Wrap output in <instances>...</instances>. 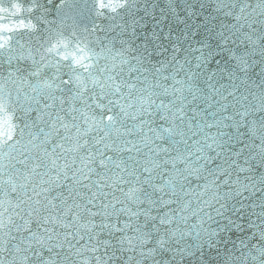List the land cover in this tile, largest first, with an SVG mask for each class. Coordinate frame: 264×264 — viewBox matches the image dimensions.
Listing matches in <instances>:
<instances>
[{
	"label": "snow or ice",
	"instance_id": "1",
	"mask_svg": "<svg viewBox=\"0 0 264 264\" xmlns=\"http://www.w3.org/2000/svg\"><path fill=\"white\" fill-rule=\"evenodd\" d=\"M0 264H264V0H0Z\"/></svg>",
	"mask_w": 264,
	"mask_h": 264
},
{
	"label": "water",
	"instance_id": "2",
	"mask_svg": "<svg viewBox=\"0 0 264 264\" xmlns=\"http://www.w3.org/2000/svg\"><path fill=\"white\" fill-rule=\"evenodd\" d=\"M25 3H27V0H25ZM6 6H7V0H6ZM49 18L52 19L53 17H49ZM34 22H35V21H34ZM67 23H68V24H71V20H68ZM100 35L103 36L102 33H101ZM46 71L49 73V75H51V72H52L53 70L48 69V70H46Z\"/></svg>",
	"mask_w": 264,
	"mask_h": 264
}]
</instances>
